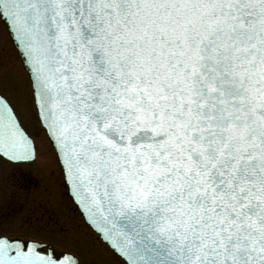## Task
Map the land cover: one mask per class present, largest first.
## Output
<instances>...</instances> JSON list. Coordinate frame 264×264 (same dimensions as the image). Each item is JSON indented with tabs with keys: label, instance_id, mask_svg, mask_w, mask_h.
Instances as JSON below:
<instances>
[{
	"label": "snow or ice",
	"instance_id": "snow-or-ice-1",
	"mask_svg": "<svg viewBox=\"0 0 264 264\" xmlns=\"http://www.w3.org/2000/svg\"><path fill=\"white\" fill-rule=\"evenodd\" d=\"M0 27V264H84L12 202L38 163L113 264H264V0H0Z\"/></svg>",
	"mask_w": 264,
	"mask_h": 264
},
{
	"label": "rangeland",
	"instance_id": "rangeland-1",
	"mask_svg": "<svg viewBox=\"0 0 264 264\" xmlns=\"http://www.w3.org/2000/svg\"><path fill=\"white\" fill-rule=\"evenodd\" d=\"M0 36H2V27H0ZM4 38L6 39V37ZM0 58L4 60L7 69V75L3 81L4 90L10 91L17 86L23 88V71L14 49L9 46L6 53L0 52ZM18 95L21 100L25 98L23 93ZM32 172L40 182L39 187L33 188L32 192L27 195L16 191L15 196L12 197V202L17 206L23 204V211L26 215L32 212H47L58 219L67 230L68 236L67 240H61V245L79 252L84 264H113L107 254L103 253L98 244L94 242L95 238L89 234V230L84 225L79 213L71 204L68 196L64 194L63 189L56 183L55 178L49 179L47 173L42 171V166L39 163L32 166ZM4 188L5 194L14 191L7 185ZM77 240L80 241L79 244L75 243Z\"/></svg>",
	"mask_w": 264,
	"mask_h": 264
},
{
	"label": "water",
	"instance_id": "water-1",
	"mask_svg": "<svg viewBox=\"0 0 264 264\" xmlns=\"http://www.w3.org/2000/svg\"><path fill=\"white\" fill-rule=\"evenodd\" d=\"M79 211V210H78Z\"/></svg>",
	"mask_w": 264,
	"mask_h": 264
}]
</instances>
